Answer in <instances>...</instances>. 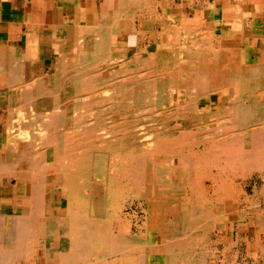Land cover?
I'll return each mask as SVG.
<instances>
[{"label": "bare ground", "instance_id": "obj_1", "mask_svg": "<svg viewBox=\"0 0 264 264\" xmlns=\"http://www.w3.org/2000/svg\"><path fill=\"white\" fill-rule=\"evenodd\" d=\"M53 1L73 6L77 14L56 38L55 84L45 88L38 80L29 87L34 93L19 89L10 96L15 115L0 140V177L22 178L25 188L16 206L0 194V264H42L32 262L41 256L43 264H177L179 257L188 262V247L204 246L213 231L212 223L204 222L213 213L212 203L233 197L239 175L264 177L263 120H249L264 110V96L247 103L249 93L264 88L262 80L252 82L250 69L241 67L238 79L245 94L240 102L224 99L225 109L203 113L200 99L207 89L208 99L215 98L221 67L200 60L209 38L196 22L168 16L164 2L103 0L97 12L92 5L85 10L87 16L94 13L95 25H78L81 0ZM126 21L139 40L137 26L144 33L159 22L168 30L166 46L180 48L181 59L162 51L150 69L146 53L128 58L127 47L117 43ZM117 59L125 60L121 68ZM230 67L224 72L231 73ZM18 72L21 76L24 69ZM105 114L115 128L98 124L96 117ZM135 117L151 124L143 147L125 132ZM7 139L15 149L5 148ZM208 180L212 189L202 188ZM50 194L56 197L49 200ZM137 201L145 219L131 235L133 216L123 208ZM53 209L56 214L49 213ZM254 218L264 225L260 215ZM206 253L189 264H205Z\"/></svg>", "mask_w": 264, "mask_h": 264}, {"label": "crops", "instance_id": "obj_2", "mask_svg": "<svg viewBox=\"0 0 264 264\" xmlns=\"http://www.w3.org/2000/svg\"><path fill=\"white\" fill-rule=\"evenodd\" d=\"M85 1L86 8L95 6L94 0ZM160 2L167 3L168 16L184 20L187 24L197 23L199 30L209 38L202 44L205 52L200 60L205 66L214 63L221 67L220 77L217 78L219 90H216L213 100L208 99L211 93L206 90V96L200 99V111L207 113L212 109H225L221 106L224 99L238 103L245 94L238 79V71L243 66L247 67V71L250 69L252 82L262 80L264 85V0H159L157 3ZM157 13L160 16L163 14L160 10ZM76 14L77 9L73 6L60 7L53 0L45 4L36 0H0V60L4 66L0 71V140L8 122L14 118L10 96L19 89L34 93L33 88L29 89L32 83L46 81L53 74L57 65L55 44L58 32ZM162 32H168L167 28L163 26ZM122 39L121 46L127 47L129 54L132 49L138 50L140 41L135 33H125ZM153 47L156 45H149L148 49ZM208 48L215 51L214 58ZM229 66L231 73L224 72ZM22 68L21 77L18 71ZM22 84L25 88L18 87ZM258 96H264V88L249 93L248 105L251 106L253 98ZM253 114L249 118L252 124L262 120L264 124V110L258 114L260 118H255ZM221 116L220 121L224 118ZM246 224L250 225L248 219ZM249 228V231L253 229ZM233 243L236 262L244 264L245 259L254 261V246L261 245L262 250L264 239L260 241L254 234L246 232ZM257 260L264 264L260 250Z\"/></svg>", "mask_w": 264, "mask_h": 264}, {"label": "rangeland", "instance_id": "obj_3", "mask_svg": "<svg viewBox=\"0 0 264 264\" xmlns=\"http://www.w3.org/2000/svg\"><path fill=\"white\" fill-rule=\"evenodd\" d=\"M154 1H155L156 4H157V2H159V0L157 2H156V0H154ZM36 2L43 3V0H37ZM92 2H93V4L95 6H97V8L94 9V11L97 12V9H99L100 4L103 3V0H94ZM81 4H82V12L77 16V19H76L77 24L80 25L83 22H87V23L89 22L90 26H94L95 22H96V18H94L95 17L94 14H91V15L87 16V13L85 12V10H86V1L85 0H81ZM154 24H156V25H153L152 26L153 28H151V30H148V32L146 30L144 33L141 31L142 29L139 28V26L136 27L138 32H139V33L137 32V34L141 35V38L139 40L140 44H139L138 50L137 49H135V50L132 49L130 51V55L128 56V58L131 59L136 54V51H139V53L142 52L141 54H143V52H144V55L146 53L147 54L146 59L150 62V65H149L150 69H154L156 67L157 55L160 52H162V51H170V52L174 51L172 53V55L169 57V59H175V60H180L181 59L180 58V54H181V49L180 48H178V49L175 48L174 50H172L171 47H167L166 46V44H165L166 40L165 39L168 36V34H167L168 32H162L163 25H161L159 22H157V23L155 22ZM122 27H123L124 33H131L132 32V28H133V23L130 22V21H126V22H124ZM157 29H158L159 32L157 31ZM173 29L174 28L171 26V30H173ZM124 35L125 34H122L121 37L122 36L124 37ZM118 37L119 36H117V38ZM156 37H158V38H156ZM131 41H134V39H131ZM117 43H118V45H122L123 44V39L122 38L117 39ZM149 45H156V47H153L152 49L149 50L148 49ZM145 46H147V47L145 48ZM55 57H56V60H57L58 57L56 55H55ZM67 60H69V58ZM122 61H125V60L124 59H117V65L120 68H121ZM126 62H128V61H126ZM54 74H55V71L53 72V74H50L48 76V79H46V81L42 82V85H44L45 88H48V87L53 86L55 84L54 83V81H55L54 77H52V76H54ZM227 105H229V104H227ZM10 106L12 108H14L13 105H10ZM227 107H229V106H227ZM90 108H93V107L91 106ZM14 115H15V113H14ZM91 116L92 115L87 113V118H89V120L87 119V122L88 123L90 122V124L92 123V120H93V119H91ZM108 116L109 115H106V114L103 115V116H99V117L97 116L96 119L98 118L97 119L98 124L103 125L106 128H107V125H108V127L109 126H114V128H115L116 124L111 119V117H108ZM105 119H107V120L109 119L108 122H105ZM111 121H113V122H111ZM135 122H136V124H135ZM9 124L10 123L8 122V124H7L6 128H5L6 130H4V133H5L4 135H6L8 133V131H9V129H10ZM140 124H143V125L145 124V125L144 126H140ZM136 125H137L138 129H137ZM150 125H151L150 123H143V122L139 121L136 118L133 121V123L131 124V128L129 130L126 129V131H125L126 133H128L130 135L129 136L130 138L128 137L127 139H129L130 141L132 140L138 146L143 147L141 145V143L143 142V140H145V138H144L145 135L149 134V132H150L149 126ZM135 127H136L137 130L140 131V132L138 131L139 134L141 132H143V133L140 134L141 136H139V134L136 131ZM211 129L212 128H210L207 131L213 132V130H215L214 128L212 130ZM133 130H135L137 134H134L135 131L133 132ZM260 130L263 132L264 129L263 130L260 129ZM260 130L258 129L257 131H259V133H262ZM137 135H138V138H137ZM140 139H142V140H140ZM9 140H11V139H7V141H8L7 142V146H5L6 143L4 144V146H5V148L11 149L12 148V144H11V141H9ZM14 140H16V139H14ZM14 145H16V144L14 143ZM12 149H15V148H12ZM258 174L259 173L246 174V175H243V176L239 175V177L236 178V183H235L237 188L235 187L236 189L234 188V191L231 193L233 195V197H231V198H228V197L222 198L221 200L219 199V201H217V202H215L213 200L214 202L212 203V206H211V211L213 209V213L210 214V217L206 218L207 221L204 220V222H206V223H212V227H213V229H212L213 231H210L208 233L209 234L208 235L209 236L208 243H206L204 246L188 247V251L190 253V254L187 253V255H186L187 257H189V260H187L188 262H186L187 258H185V256H184L185 259H182L180 257L178 259L176 258L177 260L182 262L181 264H189L190 261H192V259H190V258H196V259H193V260L195 262H198L199 261V257L198 256L196 257V255L200 254V256H202V254H205L206 252H207L206 253L207 259L205 261V264L206 263H208V264H225V263L226 264H240L238 261L236 262L237 256L235 255L234 250H233L235 248V244L233 242L236 240V238L238 236L243 237V236H245L246 232L247 233L249 232V234L250 233L254 234V236L256 238H258V240L260 239V241L262 239H264V225L261 224V223L256 222V219L254 218L255 213H256V215L257 214L260 215L261 219L264 218V181H263L264 177L262 178V174H259V175ZM196 175H197V173H196ZM197 177L198 176H196V178ZM0 178H1L0 179V194H1V197L4 195L3 198L9 200V202H11V200H14V204L13 205L16 206V204L18 202V198L20 197V195H22L21 192L25 188V180H23L22 178H20L19 180L13 179L12 182H11L12 178L9 179V178H7L5 176H2ZM209 182H210V180L205 181L203 183V186H201V187L202 188H206V189H212V186H211L212 184L209 183ZM17 187H18V190L16 189ZM54 195L55 194H50L49 195V197H50L49 200L53 199ZM55 197H56V195L54 196V198ZM251 199L253 200V202L251 201ZM26 202H27V200H26ZM254 202L258 203L257 204L258 205L257 208H256V206L252 205ZM129 203L130 202L124 204L126 206L123 208V209H125V210H123V213L126 214V215L130 214L131 217L133 216L131 219H132V223H135V224H132L131 231H130L131 233L130 234L131 235L132 234L133 235H137L139 233V229L137 228V225L138 226L143 225V221L145 219L144 218L145 217L144 208L143 209L141 208L139 201L133 203L131 205V207H130ZM5 205H7V204H5ZM19 205H20V203H19ZM142 207H145V206L143 205ZM25 208H27V204L25 205ZM252 210H254L255 212L252 211ZM49 213L56 214L57 212H56V210L53 209ZM136 213H137V217L138 218L134 216ZM250 213H252V214H250ZM248 214H249V216H248ZM133 218H134V220H133ZM246 219H248L250 221V225L246 224ZM168 221H171V219L169 218ZM40 223H41L40 232H39L40 233V238L44 239L46 237V225H47L46 224V219L44 217H42L40 219ZM249 227H251L253 229L251 231H249L250 230ZM140 237H143V236H140ZM130 238L132 240L134 239V237H130ZM146 239H147V237H146ZM143 240H144V237H143ZM149 241H151V240L149 239L148 243H149ZM260 247H261V245L258 246L257 244H255V246H254L255 254H254V257H253L254 261L250 262V261H247L248 259H245L244 260L245 261L244 264H261L257 260V253H258L259 250H261ZM203 252H205V253H203ZM261 252H262V260H264V246L263 245H262ZM152 253H153V255L157 254L158 253V248L153 250ZM111 260H112L111 258H108V261H111ZM45 261H46L45 258L41 256L39 259H35L32 262H39V263L43 264V263H45ZM179 261H175V263L180 264Z\"/></svg>", "mask_w": 264, "mask_h": 264}]
</instances>
